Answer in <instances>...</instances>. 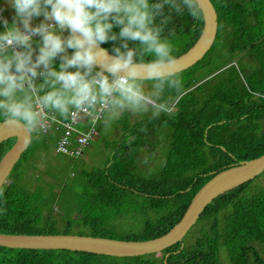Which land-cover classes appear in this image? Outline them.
I'll list each match as a JSON object with an SVG mask.
<instances>
[{
	"label": "trees",
	"instance_id": "trees-1",
	"mask_svg": "<svg viewBox=\"0 0 264 264\" xmlns=\"http://www.w3.org/2000/svg\"><path fill=\"white\" fill-rule=\"evenodd\" d=\"M211 1L218 16L214 42L181 73L184 89L202 81L174 101L171 114H148L134 122L121 118L119 137L105 142L109 152L103 164L73 173L80 183L73 193L65 177L81 155L63 153L69 160L58 171L46 170L53 179L42 182L36 175L30 186L29 171L36 168L30 159L35 150L55 147L59 130L41 133L0 187V231L73 233L75 223L85 228L76 232L80 234L158 236L179 220L215 172L264 152V0ZM163 11L172 18L168 28H175L170 39L177 56L196 40L203 19L194 20L186 9L178 14L167 5ZM119 30L114 27L113 32ZM116 43L103 46L111 51ZM168 95L176 97L175 92L166 91ZM14 141L15 136L0 141V157ZM161 141H166L162 161L150 169L147 157L158 151ZM59 220L64 223L61 231ZM0 264H264V170L214 197L182 240L160 251L118 256L0 244Z\"/></svg>",
	"mask_w": 264,
	"mask_h": 264
},
{
	"label": "clouds",
	"instance_id": "clouds-1",
	"mask_svg": "<svg viewBox=\"0 0 264 264\" xmlns=\"http://www.w3.org/2000/svg\"><path fill=\"white\" fill-rule=\"evenodd\" d=\"M6 3L14 16L9 23L0 15V133L19 136L25 146L58 117L80 115L110 126L125 113L171 114L175 103L165 92H175L176 99L183 95L185 65L173 54L175 28H168L172 18L163 9L167 5L178 14L186 9L194 20H209L211 13L209 0ZM109 41H119L114 55L101 47Z\"/></svg>",
	"mask_w": 264,
	"mask_h": 264
},
{
	"label": "water",
	"instance_id": "water-1",
	"mask_svg": "<svg viewBox=\"0 0 264 264\" xmlns=\"http://www.w3.org/2000/svg\"><path fill=\"white\" fill-rule=\"evenodd\" d=\"M210 3V18L203 19L200 34L184 52L176 57L182 59L185 68L201 59L214 42L218 16L217 11ZM101 47L105 48L103 45ZM107 49V48H106ZM110 55H114L109 50ZM197 80L193 85L199 83ZM189 87L185 88L186 91ZM176 100L174 98L173 102ZM15 136L13 144L0 157V187L29 145H21L19 136L11 135L7 130L0 133V141ZM264 170V152L258 156L241 159L217 172H215L190 199L182 216L164 233L146 239H122L107 236L80 234V233H11L0 231V244L8 247L25 248H64L71 250H84L109 255H136L161 249L181 241L188 229L195 223L203 208L217 195L229 190Z\"/></svg>",
	"mask_w": 264,
	"mask_h": 264
},
{
	"label": "rangeland",
	"instance_id": "rangeland-1",
	"mask_svg": "<svg viewBox=\"0 0 264 264\" xmlns=\"http://www.w3.org/2000/svg\"><path fill=\"white\" fill-rule=\"evenodd\" d=\"M4 2H6V0L0 1V8L4 9V11L0 13V15H2L4 18H6L9 21V23H11V20L8 19V16L10 13L12 12L14 13V9H12L10 5L9 6L5 5V7H2L1 4ZM2 30H3V26L2 24H0V31ZM59 63H60L59 58H57L56 60L57 70L59 68ZM146 87L150 88L151 84L146 85ZM148 114L150 115V113ZM148 114L141 115V114L129 113V115H126L125 117L123 115L122 118L123 119L126 118L128 122H134L135 120L143 118L144 116H148ZM122 126H123V122L119 120L117 122H114L110 126H105L102 121L96 122L95 124L96 134L91 137L89 141V145L85 148L81 156L74 159V161L72 162V167L70 171H68L66 174L65 179H67L69 182V188H70L69 193H73L79 190L80 183L79 181H75L74 179L75 175H73V173L75 172L76 175H78L77 171L81 169L82 167L89 168L92 166L102 165L104 162L105 156L109 152L108 150L109 148L105 146V142L108 140H113V139L118 138L122 131ZM165 142L166 141H161V143L158 144L157 146L158 151L154 152V154H151L149 157H147V159L151 161L152 163L151 164L148 162L149 164L148 167L150 169L156 168L158 164L162 161V155L164 151L163 148L165 146ZM35 154L37 155L32 156L29 162L31 164H34L36 167L33 169L34 171L33 173L31 170L29 171L30 177L32 176V180L30 182L31 187L34 186L36 179L42 182L44 181V179H47V180L53 179V177H51L50 174L46 170L51 169L54 171H58L59 166H61L64 163V161L69 160L66 155H64L61 152L56 151L55 147H51L47 151H44V152H42L40 149L35 150ZM36 175H37V178L35 179L34 176ZM41 177H43V179ZM56 189L60 193L62 188L60 185H58ZM61 196L62 195H60V197ZM62 200H63V196L62 198L59 199V201L62 202ZM57 227L59 231L63 230V227H64L63 221L59 220ZM81 230L85 231V228L75 223L70 228V231L73 233H76ZM191 231L192 230L188 232V235L191 234Z\"/></svg>",
	"mask_w": 264,
	"mask_h": 264
},
{
	"label": "built area",
	"instance_id": "built-area-1",
	"mask_svg": "<svg viewBox=\"0 0 264 264\" xmlns=\"http://www.w3.org/2000/svg\"><path fill=\"white\" fill-rule=\"evenodd\" d=\"M95 124L90 118L80 115L70 117L68 120L58 117L49 126V128L59 130L55 146L56 151L74 157L81 155L83 147L89 145L91 137L96 134Z\"/></svg>",
	"mask_w": 264,
	"mask_h": 264
},
{
	"label": "crops",
	"instance_id": "crops-1",
	"mask_svg": "<svg viewBox=\"0 0 264 264\" xmlns=\"http://www.w3.org/2000/svg\"><path fill=\"white\" fill-rule=\"evenodd\" d=\"M0 1H1V0H0ZM1 5H2V7H5V5H6V6H9L6 2L2 3ZM13 16H14V13H13V12L10 13L9 16H8V19H10L11 22H12ZM42 20H43V17L33 19V21H32L33 26H36V25L39 24ZM69 52L71 53L72 50H69Z\"/></svg>",
	"mask_w": 264,
	"mask_h": 264
}]
</instances>
